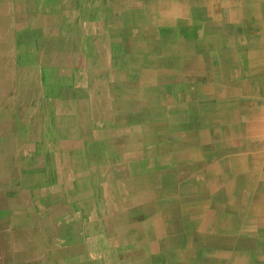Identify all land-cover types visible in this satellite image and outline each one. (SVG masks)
<instances>
[{"label": "crops", "instance_id": "crops-1", "mask_svg": "<svg viewBox=\"0 0 264 264\" xmlns=\"http://www.w3.org/2000/svg\"><path fill=\"white\" fill-rule=\"evenodd\" d=\"M138 1L0 0V65L14 70L0 96V221L23 214L4 202L14 191L44 186L43 166L3 164L6 151L38 154L33 137L16 143L28 105L76 126L63 148L81 161L90 126L97 174L114 180L115 222L93 250L83 240L81 264H264V0Z\"/></svg>", "mask_w": 264, "mask_h": 264}, {"label": "rangeland", "instance_id": "rangeland-1", "mask_svg": "<svg viewBox=\"0 0 264 264\" xmlns=\"http://www.w3.org/2000/svg\"><path fill=\"white\" fill-rule=\"evenodd\" d=\"M13 78L14 70L11 67L6 70L0 69V82L9 81L6 94H3L5 98L9 97V91L14 88ZM29 83V76H27L26 86H29ZM20 91L24 95H29L31 89L21 86ZM22 110L24 113H21L19 117L21 135L18 136L16 143L23 147L22 151H27L25 141L33 137L38 141V154L29 152L27 153L29 161L20 157L16 162L13 161L12 156H8L9 152L6 151L9 159L6 157L3 164H5L4 167L10 164L11 173L16 167L23 169L28 164L33 168L43 166L44 171L35 169V178L38 181L41 180L44 186L41 190L36 189L33 195L31 190L25 191L22 188L19 192L14 191L13 195L8 197L9 199L4 200L6 204L11 203L13 209H21L23 214L20 215V219L11 220L6 217L5 220L0 221V225L12 227L4 230L3 233L0 232V254L4 258L0 264H8V262L10 264H81L80 252L85 249L81 244L83 240L89 238L90 242L85 247L93 250L100 238V231L108 232L110 222L113 224L115 222L109 217L112 211L110 207L112 178L109 177L108 167L101 178L100 173L97 174L96 171L99 170V166L94 163L99 157L98 144L93 140L94 134L90 126L84 130L88 147L83 149L82 154L87 157L85 159L81 155L83 157L81 161L80 147L63 148L68 144L63 138L71 136L72 131L76 129L71 121L59 122L58 127L53 128L49 125L50 121L46 116L37 113L39 107L34 110L27 105ZM32 114L34 117L27 132L24 117ZM62 117L57 116V119L60 120ZM78 119H82L81 113L76 118ZM78 126L80 127V123ZM87 130L90 131L89 135ZM93 172L96 175L94 178ZM107 174L109 184L106 189L109 192L106 198L102 196L99 198L97 191L102 189V183ZM4 175L0 165V176ZM19 176L22 184L26 185L25 174L19 173ZM99 200L100 207L97 211ZM96 213L101 215L99 223L95 217ZM90 230L92 232H89ZM104 236L102 234V237ZM84 251L87 253L89 250Z\"/></svg>", "mask_w": 264, "mask_h": 264}, {"label": "bare ground", "instance_id": "bare-ground-1", "mask_svg": "<svg viewBox=\"0 0 264 264\" xmlns=\"http://www.w3.org/2000/svg\"><path fill=\"white\" fill-rule=\"evenodd\" d=\"M127 1V0H126ZM138 1V0H137ZM191 1V0H190ZM189 1V2H190ZM197 1V0H196ZM199 1V0H198ZM130 2V1H129ZM139 2V1H138ZM174 2V1H173ZM177 2V1H176ZM223 2V1H222ZM241 2V1H240ZM262 2V1H261ZM160 3V2H159ZM175 3V2H174ZM109 4V3H108ZM143 4V3H142ZM146 4V3H145ZM213 4H215V3H213ZM152 5V4H151ZM193 5V4H192ZM245 6H246V4H244ZM254 5V4H253ZM142 6V5H141ZM153 6V5H152ZM159 6V5H158ZM158 9V8H157ZM224 9V8H223ZM128 10V9H127ZM143 10V9H142ZM180 10H181V7H180ZM227 10V9H226ZM144 11V10H143ZM154 11V10H153ZM225 11V10H224ZM236 11V10H235ZM150 12H151V10H150ZM157 12V11H156ZM190 13V12H189ZM188 13V14H189ZM147 14V13H146ZM182 14V13H181ZM235 15V14H234ZM148 16V15H147ZM153 16V15H152ZM151 17V16H150ZM158 18V17H157ZM159 19H161V18H159ZM175 19H176V17H175ZM153 20V19H152ZM155 20H157V19H155ZM163 20V19H162ZM173 20V19H172ZM149 22V21H148ZM161 22V21H160ZM175 22V21H174ZM162 23V22H161ZM168 23V22H167ZM0 25L1 26H4V27H7V24L6 23H4V22H0ZM140 26V25H139ZM148 27V26H147ZM159 27V26H158ZM173 27V26H172ZM145 28V27H144ZM156 28V27H155ZM175 28V27H174ZM141 29V28H140ZM62 30H63V27H62ZM198 30V29H197ZM100 31V30H99ZM132 31V30H131ZM157 31V30H156ZM159 31V30H158ZM146 32V31H145ZM176 32V31H175ZM134 33V32H133ZM159 34H161V33H159ZM158 34V35H159ZM173 34H175V33H173ZM125 35V34H124ZM172 35V34H171ZM175 36V35H174ZM149 37V36H148ZM130 39V38H129ZM137 39V38H136ZM147 39V38H146ZM120 40V39H119ZM161 41V40H160ZM8 42V41H7ZM11 42V41H10ZM139 42H141V41H138V43ZM152 42V41H151ZM151 42H149V45H150V43ZM100 43V42H99ZM156 43V42H155ZM176 43V42H175ZM8 44V43H7ZM12 44V43H11ZM137 44V43H136ZM177 44V43H176ZM145 45V43L143 44V46ZM9 46V45H8ZM12 46V45H11ZM151 47V46H150ZM3 48V47H2ZM2 48L0 49V52L2 53ZM144 48H145V46H144ZM163 48V47H162ZM170 48H171V46H170ZM6 49V48H5ZM146 49V48H145ZM149 50V49H148ZM171 50V49H170ZM180 50V49H179ZM148 52V51H147ZM155 52V51H154ZM174 52V51H173ZM172 53V52H171ZM6 55H8V54H6ZM161 55V54H160ZM159 55V56H160ZM174 55V54H173ZM188 55V54H187ZM170 56V55H169ZM183 56V55H182ZM171 57V56H170ZM184 58V57H183ZM188 63V62H187ZM190 63V62H189ZM183 65H184V63H183ZM195 65V64H194ZM7 66H9V65H0V69H4V70H6V68H10V66L9 67H7ZM159 66V65H158ZM171 66V65H170ZM161 68V67H160ZM191 68V67H190ZM192 68H194V67H192ZM143 69V68H142ZM146 69V68H145ZM144 69V70H145ZM168 69V68H167ZM172 69V68H171ZM143 70V71H144ZM178 70V69H177ZM182 70V69H181ZM165 71V70H164ZM130 72V71H129ZM165 72H167V71H165ZM142 73V72H141ZM179 73V72H178ZM127 75V74H126ZM139 75V74H138ZM181 75V74H180ZM124 77V76H123ZM157 77V76H156ZM127 78V77H126ZM123 81H125V80H123ZM138 82V81H137ZM150 82V81H149ZM129 83V82H128ZM133 83V82H132ZM146 83H148V82H146ZM135 84V83H134ZM174 84V83H173ZM130 85V84H129ZM137 85V84H136ZM147 85H149V84H147ZM146 85V86H147ZM8 86H9V81H7V82H4V81H1L0 82V96L1 95H3V94H6V89L8 88ZM180 87H182V84L180 85ZM138 88V87H137ZM127 89V88H126ZM143 90H144V87H143ZM158 91V90H157ZM164 91V90H163ZM165 92H166V90H165ZM153 94V93H152ZM155 94V93H154ZM162 94V93H161ZM189 95V94H188ZM155 96V95H154ZM166 97V96H165ZM164 97V98H165ZM127 98V97H126ZM174 98V97H173ZM128 99V98H127ZM137 99V98H136ZM149 99V98H148ZM157 99H158V97H157ZM126 100V99H125ZM156 100V99H155ZM163 100V99H162ZM174 101H177V100H175L174 99ZM156 103V102H155ZM152 104V103H151ZM157 104V103H156ZM159 106V105H158ZM175 106H177V105H175ZM174 106V107H175ZM154 107V106H153ZM173 107V106H172ZM179 107V106H178ZM186 107V106H185ZM188 108V107H187ZM83 109V108H82ZM162 109V108H161ZM165 110V109H164ZM153 111V110H152ZM85 112H86V110H85ZM184 112V111H183ZM174 113V112H173ZM149 115V114H148ZM177 117V116H176ZM81 118L83 119V121L84 120H88L89 118H90V113H81ZM169 118V117H168ZM90 120V119H89ZM178 120V119H177ZM170 121V120H169ZM179 121V120H178ZM181 121H182V119H181ZM148 122V121H147ZM88 123V122H87ZM152 123V122H151ZM173 123V122H172ZM175 123V122H174ZM162 124V123H161ZM132 125V124H131ZM168 125V124H167ZM129 127V126H128ZM134 127V126H133ZM132 127V128H133ZM153 127V126H152ZM130 128V127H129ZM135 128H136V126H135ZM135 128H133V129H135ZM120 129H121V127H120ZM83 130V129H82ZM125 130H127V129H125ZM124 130V131H125ZM154 130V129H153ZM177 130V129H176ZM88 131V135H89V130H87ZM127 132V131H126ZM125 132V133H126ZM130 132V131H129ZM133 136V135H132ZM140 136V135H139ZM138 136V137H139ZM134 137V136H133ZM143 137V136H142ZM191 137H192V135H191ZM130 138V137H129ZM138 139V138H137ZM189 139V138H188ZM131 140H132V138H131ZM130 140V141H131ZM165 141V140H164ZM187 141V140H186ZM174 143V142H173ZM186 143H188V142H186ZM176 144V143H175ZM181 144V143H180ZM167 146V145H166ZM181 146V145H180ZM185 146V145H184ZM188 147V146H187ZM174 148V147H173ZM161 149V148H160ZM133 150V149H132ZM183 150V149H182ZM188 150H189V148H188ZM13 151V150H12ZM11 151V152H12ZM187 151V150H186ZM183 152V151H182ZM12 153H14V151L12 152ZM138 155V154H137ZM189 155V154H188ZM8 156L9 157H11V153L9 152L8 153ZM9 157H7L6 159H9ZM141 157V156H140ZM170 161V160H169ZM171 163V162H170ZM175 163V162H174ZM183 163V162H182ZM180 164V163H179ZM184 164H188V163H184ZM183 165V164H182ZM153 166V165H152ZM176 166V165H175ZM178 166V165H177ZM180 166V165H179ZM143 167V166H142ZM150 168V167H149ZM150 171V170H149ZM153 171V170H152ZM177 171V170H176ZM147 172V171H146ZM153 172H155V171H153ZM190 172V171H189ZM132 173V172H131ZM180 174V173H179ZM189 174V173H188ZM187 174V175H188ZM103 177V175H101V178ZM132 177V176H131ZM198 177V176H197ZM196 179V178H195ZM204 179H205V177H204ZM111 182H113L114 183V180H110ZM203 181V180H202ZM108 184H109V182H108V174L105 176V178H104V180H103V183H102V189L101 190H98L97 191V193H98V195H99V198H101V196H102V198H106V196L108 195V193L107 192H109L106 188L108 187ZM132 186V185H131ZM132 188V187H131ZM160 188V187H159ZM166 188V187H165ZM192 188V187H191ZM201 188V187H200ZM144 189V188H143ZM148 189V188H147ZM124 190V189H123ZM125 191V190H124ZM123 191V192H124ZM126 192V191H125ZM130 192V191H129ZM133 193H135V192H133ZM144 193V192H143ZM174 193V192H173ZM200 193V192H199ZM152 194H154V192L152 193ZM194 194H196V193H194ZM197 195V194H196ZM125 196H126V194H125ZM130 197V196H129ZM150 197V196H149ZM154 197V196H153ZM152 198V197H151ZM128 199H130V198H128ZM131 199H133V198H131ZM149 199V198H148ZM146 200V199H145ZM128 201V200H127ZM164 201H166V200H164ZM169 201V200H168ZM172 201V200H171ZM129 202H130V200H129ZM128 202V203H129ZM133 203V202H132ZM135 203H138L137 201H135ZM131 205V204H130ZM159 204H157V206H158ZM170 205V204H169ZM164 206H166V205H164ZM163 208V207H162ZM160 210V209H159ZM163 211H165V210H163ZM164 213V212H163ZM204 213V212H203ZM171 214V213H170ZM163 215V214H162ZM168 215V214H167ZM202 215V214H201ZM204 216V215H203ZM168 217H169V215H168ZM183 217V216H182ZM188 217V216H187ZM201 217V216H200ZM111 219V218H110ZM165 219V218H164ZM111 221H112V219H111ZM135 222H138V221H135ZM182 222V221H181ZM208 222V221H207ZM133 223V222H132ZM152 223V222H151ZM112 224V222H110V224H109V226H108V228H107V230L109 231V229H110V225ZM183 224V223H182ZM132 225V224H131ZM134 225V224H133ZM198 225V224H197ZM148 226V225H147ZM200 225H198V227H199ZM115 228V227H114ZM145 228V227H144ZM154 228V227H153ZM205 228V227H204ZM169 229H170V227H169ZM176 229V228H175ZM193 229V228H192ZM199 229V228H198ZM165 230V229H164ZM194 230V229H193ZM203 230V229H202ZM89 232H92V230H90ZM112 232V231H111ZM110 232V233H111ZM195 232V231H194ZM175 233V232H174ZM147 234V233H146ZM194 234V233H193ZM116 235V234H115ZM114 236V235H113ZM166 237V236H165ZM198 237V236H197ZM114 238V237H113ZM201 239V238H200ZM141 240V239H140ZM146 240V239H145ZM136 241V240H135ZM142 241H144V240H142ZM178 241V240H177ZM118 242V241H117ZM132 242V241H131ZM158 242V241H157ZM111 243V242H110ZM140 243V242H139ZM177 244H179V243H177ZM139 245V244H138ZM163 245V244H162ZM166 245V244H165ZM170 245V244H169ZM198 246H200V245H198ZM178 247V246H177ZM193 249V248H192ZM113 250V249H112ZM179 250V249H178ZM185 250V249H184ZM110 252V251H109ZM112 252V251H111ZM138 252V251H137ZM115 253V252H114ZM191 253V252H190ZM111 255V254H110ZM144 255V254H143ZM122 256H124L123 254H122ZM145 257V256H144ZM180 257V256H179ZM134 259V258H133ZM107 261V260H106ZM133 261V260H132ZM144 261V260H143ZM80 262H81V259H80ZM111 262V261H110ZM134 262V261H133ZM185 262H186V260H185ZM114 263V262H113ZM119 263H121V262H119ZM138 263V262H137ZM143 263V262H142ZM146 263V262H145ZM148 263V262H147ZM179 263V262H178ZM51 264V263H50ZM139 264H140V262H139Z\"/></svg>", "mask_w": 264, "mask_h": 264}]
</instances>
